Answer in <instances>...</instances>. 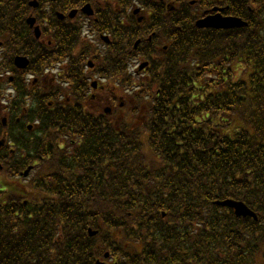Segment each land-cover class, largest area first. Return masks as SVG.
I'll use <instances>...</instances> for the list:
<instances>
[{
  "label": "trees",
  "instance_id": "trees-1",
  "mask_svg": "<svg viewBox=\"0 0 264 264\" xmlns=\"http://www.w3.org/2000/svg\"><path fill=\"white\" fill-rule=\"evenodd\" d=\"M2 1L1 19L29 10ZM251 1L237 9L247 26L173 31L111 115L55 110L4 157L10 174L39 164L26 181L0 177V264H264V0ZM164 26H148L154 42L176 28ZM128 36L107 47L108 74ZM225 198L258 219L213 203Z\"/></svg>",
  "mask_w": 264,
  "mask_h": 264
},
{
  "label": "flooded vegetation",
  "instance_id": "flooded-vegetation-1",
  "mask_svg": "<svg viewBox=\"0 0 264 264\" xmlns=\"http://www.w3.org/2000/svg\"><path fill=\"white\" fill-rule=\"evenodd\" d=\"M236 4V0H41L31 25L27 19L31 12L24 14L19 6L14 14L18 19L0 18V90H4L0 119L14 122L11 128L28 145L34 129L55 110L68 116L82 112L102 117L105 107L116 105L119 96H108L106 85L111 82L92 71L99 58L108 57V45L118 42L123 30L138 32L140 24L156 21L179 23L190 15L195 21L215 7ZM3 5L0 0V9H5ZM7 12H0V17ZM153 36L148 32L139 41L149 42ZM159 48L152 43L140 49L155 58ZM129 56V67L137 59L150 63L140 53ZM20 121L24 125L17 124ZM11 149L15 151L13 142L0 155L11 156Z\"/></svg>",
  "mask_w": 264,
  "mask_h": 264
},
{
  "label": "water",
  "instance_id": "water-1",
  "mask_svg": "<svg viewBox=\"0 0 264 264\" xmlns=\"http://www.w3.org/2000/svg\"><path fill=\"white\" fill-rule=\"evenodd\" d=\"M218 24L219 23L216 22L215 25H218ZM239 25H241V22L239 20L233 19L231 21V26H239ZM27 172H28V170L25 171V174H27ZM216 203L219 205H222V206H228L230 208H233L235 214L238 216L239 215H241V216H252V217L256 218V214L241 201H236V200H232V199H225L222 201H217ZM89 233L92 235L95 232L89 230Z\"/></svg>",
  "mask_w": 264,
  "mask_h": 264
},
{
  "label": "rangeland",
  "instance_id": "rangeland-1",
  "mask_svg": "<svg viewBox=\"0 0 264 264\" xmlns=\"http://www.w3.org/2000/svg\"><path fill=\"white\" fill-rule=\"evenodd\" d=\"M134 70H135V67L132 65V66H131V71H134ZM14 178H15V177H14ZM16 179L22 181L19 177H17Z\"/></svg>",
  "mask_w": 264,
  "mask_h": 264
}]
</instances>
